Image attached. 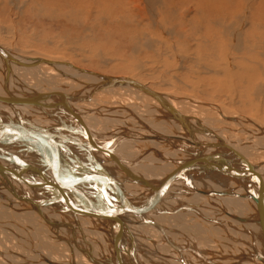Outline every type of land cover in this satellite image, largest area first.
Masks as SVG:
<instances>
[{"label": "bare ground", "instance_id": "6f19581e", "mask_svg": "<svg viewBox=\"0 0 264 264\" xmlns=\"http://www.w3.org/2000/svg\"><path fill=\"white\" fill-rule=\"evenodd\" d=\"M10 48L0 43V264H264V162L247 155L264 150L262 124L244 129L216 105L217 128L140 78ZM115 88L139 101L75 104ZM229 124L245 136L224 138Z\"/></svg>", "mask_w": 264, "mask_h": 264}, {"label": "rangeland", "instance_id": "374dc122", "mask_svg": "<svg viewBox=\"0 0 264 264\" xmlns=\"http://www.w3.org/2000/svg\"><path fill=\"white\" fill-rule=\"evenodd\" d=\"M141 14L149 20L139 22ZM223 15L228 27L220 25ZM0 43L17 53L61 58L97 74L140 78L183 110L218 120L213 124L217 128L223 127L218 109L244 115V129L253 128L252 119L264 126V0H5L0 4ZM61 80L56 77L52 85ZM135 99L125 88H115L89 92L74 103L91 110L126 100L134 104ZM192 103L198 105L189 110L182 106ZM200 104H207L206 110ZM225 127L224 138L245 136L237 125ZM254 149L247 155L259 165L264 150Z\"/></svg>", "mask_w": 264, "mask_h": 264}, {"label": "water", "instance_id": "95a60500", "mask_svg": "<svg viewBox=\"0 0 264 264\" xmlns=\"http://www.w3.org/2000/svg\"><path fill=\"white\" fill-rule=\"evenodd\" d=\"M154 93H155V92H154ZM46 95H47V96H48V95L52 96V95H54V94H46ZM154 95L157 96V97H159L157 93H155ZM5 102H8V103H10V104L12 103L11 101H7V100H5ZM37 139H39V137H38ZM242 162H244V163H248V160H246V158H244ZM254 183H255V185L259 188V191L263 192V194H264V186L262 185V182H261V175H260L259 173H257V172H256V174H255V180H254Z\"/></svg>", "mask_w": 264, "mask_h": 264}]
</instances>
